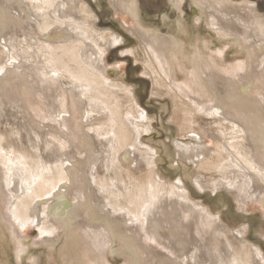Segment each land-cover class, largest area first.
Wrapping results in <instances>:
<instances>
[{
	"label": "bare ground",
	"instance_id": "bare-ground-1",
	"mask_svg": "<svg viewBox=\"0 0 264 264\" xmlns=\"http://www.w3.org/2000/svg\"><path fill=\"white\" fill-rule=\"evenodd\" d=\"M136 2L108 0L115 14L127 16L124 29L139 41L145 55L144 73L153 82V95H171L181 135L196 136V144L174 140L178 159L194 166L192 182L199 190L225 188L240 209L256 202L264 216V88L258 95L252 93L255 86L264 83V18L250 4L243 7L229 0H190L196 21L202 20L218 37L243 44L240 53L246 55L247 66L236 64L231 66L233 69H223L212 57L198 52L196 42L202 38L197 26L179 21L162 34L140 18ZM182 2L170 0L179 13ZM89 8L81 0H0V43L10 58V45L18 55L10 60L11 68H0V96L11 97L12 92L21 90L34 97L55 86L56 97H62L61 89H65L73 107L84 111L83 122L106 118L104 128L108 133L104 144L97 136L100 128L94 133L93 126L87 124L77 134L81 141L73 142L62 123L58 136L46 142L47 135L27 129L26 139L35 141L39 152L44 146H54L50 150L53 166L42 164L39 169L30 162L33 153L19 146L21 141L19 145L13 142L9 130H0V207L6 205L10 223L20 227L33 221L53 242L61 234L58 225H63L67 230L65 256L70 264H79L75 245L81 225L90 229L87 234L97 249H92L97 260L98 249L103 250L110 237L121 240L124 234L132 246L111 252L136 259L134 249L137 245L144 247L145 238L164 243L159 231L165 220L170 222L172 214L179 225L172 217L173 224L170 222L164 236L172 254L167 249L145 250L152 251L160 264H264L260 248L245 242L243 232L235 231V237L229 238L227 226L192 202L183 177L170 183L161 178L156 168L157 150L142 142L151 129V118L135 109L137 101L130 86L107 75L106 55L121 42V36L99 29ZM6 36L11 38L10 45ZM33 52L44 59L41 65H36ZM185 53L193 57L192 81L210 95L211 103L170 80V76H176ZM93 95L101 97L99 111L92 104L91 109H85ZM18 100L23 102L20 109L30 117L26 97L20 94ZM63 105L67 116L73 114L71 103ZM66 120L69 122V117ZM225 124H229L228 133L224 132ZM208 134L217 138L214 148L206 143ZM130 159L135 163L133 167L122 164ZM229 175L233 179L223 181ZM197 221H212L222 242L213 245L212 237L198 238ZM5 222L0 210V237L5 225L9 226ZM6 231L11 234L10 228Z\"/></svg>",
	"mask_w": 264,
	"mask_h": 264
},
{
	"label": "rangeland",
	"instance_id": "rangeland-1",
	"mask_svg": "<svg viewBox=\"0 0 264 264\" xmlns=\"http://www.w3.org/2000/svg\"><path fill=\"white\" fill-rule=\"evenodd\" d=\"M81 1L90 7L89 9L95 14L97 18L96 26L99 29L111 30L121 36V42L112 46L110 52L106 55L107 75L111 80L124 81L127 86H130V89H133L137 101L138 108L135 107V109L145 111L148 117L151 118V129L147 134L143 135L142 142L154 147L157 150L156 168L159 175H161V178L163 177V180L170 183L174 182L179 176L183 177L185 183L184 187L186 191L189 192V197L192 202L201 205L211 214V216L217 217L221 225L224 227L227 226L225 228L228 230L227 235L229 238L235 235V231H239L240 233L243 232L242 237L244 241L250 245L260 248L261 253L264 256V216L259 204L251 202L245 208L240 209L232 195L227 193L225 188H219L216 191H212L210 189L199 190L192 182L194 166L189 162L180 161L178 159L175 152L176 148L173 144L174 140L177 139L178 143L185 142L196 144V136L191 134L181 135L182 132H180L179 125L176 123L178 114L175 112V103L171 95L169 96V94H166L161 97L153 95L152 79L149 75L144 73V52L140 47L138 39L126 31L123 26L124 22L128 20L127 16L125 14H115L113 8L108 3V0ZM182 1V13H179L180 11H177L173 6H171L170 0H137L136 5L137 7L139 6L140 18L144 19L143 21L146 24L154 27L162 34H167L171 31L174 27H176L177 22L179 21L187 22V24L191 23L192 25L197 26L196 30H198L201 34L198 31L197 33H199V37L202 38L201 41L196 42L198 52L212 57L211 59L217 61L216 63L219 67H223V69H225V66H228L233 69L231 66H235L236 64H241L240 66L243 67L247 66L246 55L240 53L243 51V44L233 42L232 40H228L223 37H218L215 34V31L206 26L202 20L196 21L197 15L192 13V8L194 7H190V0ZM229 1L243 7L245 4H250V7L255 9L257 14L264 18V0ZM242 14L245 17L247 16L246 12H242ZM130 22L133 23L132 20ZM5 39L6 43L10 45L9 40L11 38L6 36ZM1 46L2 45L0 43V68L6 66V69H9L11 66L8 67V64L12 60L14 61V58L18 57V55L16 54L14 48L10 45L13 52V59L10 58L9 53H7L3 46ZM192 48L193 47L189 46L191 52H193ZM35 53L36 52H33L32 57L35 59L36 65L39 66L41 65L40 61L44 59L42 57L39 58V56H36ZM192 58L191 54L189 55L185 53V59L182 61L181 66L177 67L176 76L174 78L170 76V80H172V83L175 86H185L189 91H195L199 98L201 100L203 99L202 101L211 103L212 100L210 95L201 89L198 82L192 81ZM38 66H36L35 69H39ZM49 70L50 68L48 71ZM55 88L58 87L51 86L50 89L48 88L45 91H39L34 97H31L28 94L26 95V93L21 92V90L20 92L19 90H16L15 93L12 92L11 97L13 99L10 96H0V130H9L13 142H16L18 145L21 143L19 146L23 145L29 153H33V157L30 162L33 161L35 167H38L39 169L42 168V164L53 166V155L50 154V150H52L54 146H44V151L41 149L39 152L36 142L26 139V135L28 133L27 129H30L33 133L38 132L47 135L46 138H43H45L46 142H50L58 136V131L63 130L61 127L63 123L66 127H68L66 133L69 139L73 142H80L81 139L77 136L78 132L92 125L94 133L96 129L100 128V132L97 136L100 141L102 140L101 142L105 144L106 139L108 138L107 130L104 128L107 124L106 118L101 119L98 117L96 120L93 118L89 121L83 122L84 111L73 107V101L67 94L68 91L61 89L62 97H56V92H58V90ZM263 88L264 83H259L258 86L254 87L252 93L254 95H258ZM20 94L26 97V105L31 111L30 117L23 113V109H20V104L23 105V102L18 100ZM36 98L37 100H35ZM63 99H65V101ZM89 102L90 104L85 105L86 110L91 109V104L95 107L96 111L101 110L100 95H93L92 100ZM69 103H71V106L73 107V114L67 116L63 112L62 105ZM63 106L67 108V106ZM89 113L91 115V112ZM68 117L70 120L69 122L66 120ZM203 117L207 120L206 115ZM58 120L60 123L57 122ZM228 125L229 124H225L226 128L229 127ZM46 132L48 134H46ZM224 132L228 133L229 129L227 128ZM212 136V134H208L206 136V143L209 147L214 148L215 140L217 138ZM19 141L21 142L19 143ZM13 142H11L12 145ZM10 148H12V146H10ZM59 148L63 153H65V149L63 147ZM122 164L126 166L128 165L127 167H133L135 163L130 159V161H122ZM140 170H142V168H140ZM79 177L77 178L80 179ZM232 179V175H229L223 181H231ZM116 208L119 209L120 207L116 205ZM122 208L123 212H126L124 207ZM0 210L3 214L4 221H6L5 223L9 224L7 227L11 230V234L10 232L8 234L6 231L7 227L5 225L3 230L4 235L0 237L2 239L0 240V264H70L65 256L64 236L67 230L63 227V225H58L61 229L60 233L63 234H59L53 242L52 239L46 237L42 231H39L34 226L33 221L27 222L20 227H15L12 223H10L6 216V205H1ZM87 214H91V210L88 211ZM171 216L173 217V221L179 225V221L172 214ZM172 217H170V222L173 224ZM186 219L187 217L185 220ZM170 222L165 220L164 227L159 231L160 235L163 233L162 236L164 243L162 241V243H160L159 241L155 242L150 238H145V240H143L144 247L137 245L134 249L136 259L131 256H124L121 253L111 252L113 249L116 252H120L121 249L132 246V243H128L124 234L121 240L110 237V239L106 242L105 248H103V250L101 248L98 249L100 258L97 260L96 255L92 253V249L96 248L93 247L91 239L87 234L89 228L81 225L77 230V244L75 245L77 253L80 254L78 262L79 264H160V262L156 260L157 258L153 256L152 251H165L167 249L166 251L171 253V251L166 248V246L169 247L167 237H164L167 235ZM197 222L200 223V226L197 225L196 232V236L198 238L204 240L207 237H212L213 245L220 244L219 242L221 239L217 230L213 229L214 227L212 221ZM184 233L186 235L190 234L188 231H185ZM13 237H15L17 242L13 240ZM145 250L152 251L151 253H148ZM211 264H214V262Z\"/></svg>",
	"mask_w": 264,
	"mask_h": 264
}]
</instances>
